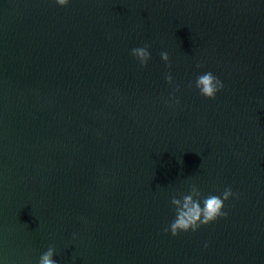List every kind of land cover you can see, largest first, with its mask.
<instances>
[{"label": "water", "instance_id": "1", "mask_svg": "<svg viewBox=\"0 0 264 264\" xmlns=\"http://www.w3.org/2000/svg\"><path fill=\"white\" fill-rule=\"evenodd\" d=\"M204 71L214 99L188 87ZM188 183L239 195L173 237ZM49 245L57 264H264V0H0V259Z\"/></svg>", "mask_w": 264, "mask_h": 264}, {"label": "clouds", "instance_id": "2", "mask_svg": "<svg viewBox=\"0 0 264 264\" xmlns=\"http://www.w3.org/2000/svg\"><path fill=\"white\" fill-rule=\"evenodd\" d=\"M51 2L57 7H65L70 0H51ZM129 55L140 67H144L151 58L147 44L131 48ZM159 59L166 68L169 66V56L166 51L159 53ZM194 67L199 69L201 65L196 64ZM164 81L171 86V91L164 100V104L166 107L174 109L180 102L175 95L180 86L174 84L170 73L164 74ZM188 87L195 88L197 94L205 99H214L223 88V83L211 71H204L197 74L193 81H189ZM238 195L230 187H225L218 194L211 192L205 194L202 193L196 183H188L186 191L177 190L170 197L173 219L163 229V232L175 237L182 232H196L200 227L212 223L218 218H225L228 213L223 210L224 202L230 198L236 199ZM75 238L76 234L73 233V239ZM207 246V241H205L203 247L206 248ZM54 252V247L49 245L46 250L39 254L36 264H57V261L53 259ZM0 264H4L2 259H0Z\"/></svg>", "mask_w": 264, "mask_h": 264}]
</instances>
